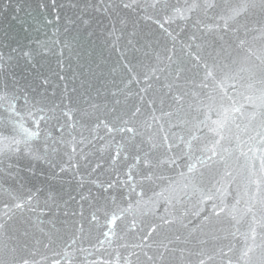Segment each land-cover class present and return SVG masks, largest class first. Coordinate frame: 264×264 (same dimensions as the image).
<instances>
[{
    "label": "snow or ice",
    "instance_id": "6c2138e0",
    "mask_svg": "<svg viewBox=\"0 0 264 264\" xmlns=\"http://www.w3.org/2000/svg\"><path fill=\"white\" fill-rule=\"evenodd\" d=\"M12 7V0H0V20L6 21L0 32V175L13 179L21 173L34 175L32 161H43L52 169L58 168L61 175L67 171L80 174L78 185L82 190L78 211L71 212V220L61 222L66 237L61 251H52L51 260L43 255L36 260L40 247L51 250L56 243L55 233L39 228L45 242L36 236L37 223L43 221H17L15 213L34 199L31 190L21 195L18 188L0 184V264H264V50L257 57L258 64L244 61L243 66L233 68L221 63L223 48L195 43L198 37L193 34L191 43L182 42L185 60L177 56L176 36L170 30L173 23H186L194 11L207 12L220 5L212 0L202 4L198 0H184L183 4H170L168 0H83L68 5L58 0H38L35 7L16 3L14 14L9 16ZM125 10L154 22L173 45L161 49L145 38L139 50L149 49L154 63L142 72L123 59L110 66L108 76L121 78L118 82L105 80L101 87L111 83V94L124 99L101 105L95 102L100 89L89 88L88 84L99 79L97 72L104 75L102 65L106 61L94 48L79 45L78 35L82 31L88 37L94 35L89 30L93 13L115 16L124 25L127 17L121 13ZM249 13L259 14L257 23L264 36V0L224 5L223 14L217 17L222 23L202 26L229 30V21ZM110 22L108 36L115 47L120 37L116 21ZM61 27L64 33L75 30L77 37L61 43L34 35L51 28L52 35L58 37ZM49 43L57 46L60 57L65 49L71 53L74 47H80L77 58L84 61L80 76L85 88L82 106L72 98L67 85L58 103L49 98L52 83L36 70L38 58L54 54ZM239 44L243 46L245 40L240 39ZM61 63L57 59V64ZM20 67L32 71L24 75L17 71ZM153 81L159 86L154 87ZM76 91L71 89L72 93ZM29 120L32 127L26 126ZM33 141L40 147H33ZM86 146L91 149L85 151ZM24 160L27 163L22 168ZM168 172L174 176L166 175ZM105 174L107 177L101 179ZM86 177L97 188L96 193L91 189L84 193ZM238 178L236 195L229 204L227 199ZM145 185H155L159 191L152 190V195L145 198ZM193 197L196 202L189 207L186 202ZM161 200L164 214L158 216L160 224L177 220L183 224L191 216L196 223L190 221L183 226L202 231L225 217L234 230L214 229L212 239L220 243L213 249L201 247L192 253L185 247H172L187 241L182 242L180 236L167 243L158 241L154 237L160 224L144 221L145 216L159 212ZM177 205L184 209L179 217L170 211ZM244 219L247 229L241 233L238 225ZM49 223L55 229V223ZM93 232L94 243L90 239ZM237 235L244 240L238 252L232 244ZM97 245L100 250L106 251L105 245L112 248L113 258L101 259ZM186 252L196 259H185ZM92 256L97 258L90 259Z\"/></svg>",
    "mask_w": 264,
    "mask_h": 264
},
{
    "label": "water",
    "instance_id": "95a60500",
    "mask_svg": "<svg viewBox=\"0 0 264 264\" xmlns=\"http://www.w3.org/2000/svg\"><path fill=\"white\" fill-rule=\"evenodd\" d=\"M18 2L24 5L30 4L35 7L38 0H12L13 7L9 9V16L14 14L13 8ZM58 2L68 5L83 2V0H58ZM90 2H98V0H90ZM115 2L118 3L119 0H115ZM168 2L170 4H183L184 0H168ZM198 2L202 4L204 0H198ZM212 2L220 5V7L208 10L207 12L203 10L194 11L186 23L177 22L171 25L170 30L173 31V34L176 36L175 49L177 56L187 60L182 52V42L184 44L191 43L190 37L195 34L198 37L195 43L211 45L216 49H224V59L221 61L222 64H228L233 68L243 66L244 61L258 64L259 61L257 60V57L261 54V50H264V36H262L260 32V24L257 23L260 19L259 14L249 13L247 16H241L235 21H229V30H208L203 28L202 25L222 23L217 20V17L223 14V6L238 3L239 0H212ZM69 14H71L70 10ZM92 15L94 16V21L91 29L89 30L92 31L94 35L88 37L82 31L78 35V43L84 47L94 48L98 55H102L104 57V60L106 61L102 65L104 75H100V73L97 72L99 79L90 80L88 87L100 89L101 94L99 98L96 99V103L101 105L107 103L111 105L114 100L120 99L123 101L124 98L123 96L114 97L111 94L113 90L111 83H107L105 87H101L105 80L111 81L112 79H116L118 82L121 78L120 76H116L114 78L108 76V68L123 59L135 66V71L142 72L146 70L147 66H151L154 63L149 49L144 48L143 50H139L142 49L145 38L152 39L154 41L153 47H159L161 49L165 47L171 48L173 41L169 37L165 36L154 22L142 19L138 12H131L127 10L122 12L121 15L127 17V22L124 25H121L118 18L115 16L109 18L103 13H93ZM110 19L116 21L115 26L117 29V35L120 37L119 44L115 47L112 45L113 38L108 36V32L112 30V23L110 22ZM197 20L201 21V24H197ZM5 23L6 21L0 20V32L3 31ZM16 28L19 30V25H16ZM232 28H236L238 31L233 32L231 31ZM34 35L40 40L48 41L59 39L61 43H63L66 38L77 37V32L73 30L70 33H64L63 27H61V32L58 37L52 35L51 28H49L46 33L42 30L39 33H34ZM240 39L245 40V44L243 46L239 44ZM130 40L133 41V44H129ZM155 41H158L159 44L157 45ZM48 47L52 49L54 54L46 55L45 58L42 59L38 58L39 64L37 65L36 70L48 77L52 83V87L48 89L49 98L58 103L60 96L64 91V87L67 85L72 98L77 100L82 106V93H84L85 88L82 87L83 77L80 76L81 65L84 64V61L83 59L77 58V54L80 52V47H74L71 53L65 49L62 57L58 55L57 46L55 44L49 43ZM249 49H251V52H249ZM193 50H195V48ZM120 52H125V56L121 57ZM145 53L149 54L145 55ZM57 59L62 61L60 65L57 64ZM233 61H237V63L233 64ZM17 71L21 74L27 75L32 70L20 67ZM121 75H126V72ZM60 77H66V79H60ZM161 81H163V76H161ZM153 84L154 87L159 86V83L156 81H153ZM73 88L77 90L75 93L71 92V89ZM229 91L231 92V90ZM53 92H55L54 96L52 95ZM92 95L95 96L94 91L92 92ZM65 103H67V98L65 99ZM73 106L75 107L76 105L74 104ZM167 110V105H165V111ZM157 115H159V112H157ZM78 118L79 117L77 116V119ZM213 119H215V116H213ZM26 126L32 127L30 120L26 121ZM84 135H88L87 131L84 132ZM32 144L35 148L40 147L39 143L36 141H33ZM95 147L98 148L99 144ZM90 149L91 146L85 147V151H89ZM96 155L99 156L100 153H97ZM12 162L15 163V159H13ZM25 163H27L26 160L21 161L22 168L25 166ZM32 164L35 168L34 175H25L24 173H21V177L23 178L17 177L16 179L8 177L7 175H0V184L5 187L12 185L13 187L18 188L21 195H26L28 191L31 190L34 199L30 206H27L15 213L16 220L19 221L23 218L28 220L43 221V224L37 223L36 236L44 239L45 242H47L46 237L39 232V228L42 227L46 232L52 231L55 233L54 238L56 239V243L52 245L51 250L40 247L39 254L34 257L36 260H40V256L43 255L51 260L53 258L51 252L61 251L62 241L66 238L64 236V226L61 222L71 220V212L78 211V202L80 199L79 193L82 190L81 186L78 185L80 174H74L72 171H67L61 175L59 174L58 168L52 169L43 161H32ZM83 172L84 169L82 168L81 174H83ZM165 174L168 176H174V173L171 172ZM106 177L107 174L102 176L101 179H105ZM91 179H96V177L92 176ZM238 183H240L239 178L237 183L232 185V195H230L227 199L229 204L233 203V196L236 195ZM21 184L23 185L22 188L19 187ZM89 189H91L93 193L97 192V188L89 184L88 178L86 177L83 184L84 193L86 194ZM152 190L159 191V188L155 187V185H145V198L152 195ZM70 197H75V199H70ZM0 199L3 198L0 197ZM66 202L67 207H65ZM195 202V197H193L191 201H187L186 203L190 207L192 204H195ZM56 205H59L58 210ZM242 207L243 204H241V208ZM183 210V207L180 205H177L174 209L170 208L173 215L177 217L181 215ZM65 212L68 213L67 216H65ZM163 214L164 202L161 200L159 212L155 216H145L144 221L146 224L151 221H155L157 224H160L158 216ZM49 221H53L55 223V229H59L60 231L55 232L53 224L49 223ZM190 221L193 224L196 223L195 218L189 216L187 219L183 220V224H181L179 220L169 225L160 224L158 232L154 238L158 241L167 243L168 240H174L176 236H180L181 241H187V243H180L178 245L173 244L172 247H185L189 252L195 253L199 251L201 247L205 249H213L219 245L220 242L212 239L214 229L224 227L229 230H234L231 228L232 222L225 217H221L219 222L214 221L212 226L205 227L202 231H193L191 226L187 228L183 226L189 225ZM238 227L240 232L243 233L247 229V219L242 220ZM100 238L103 239V237ZM90 239L93 243L95 242V232H93ZM200 241H206V243L201 245L199 243ZM232 244L238 252L244 244L243 237L240 235L235 236V238L232 239ZM83 246L87 248L88 243L85 242ZM105 249L106 251L100 250L97 245V250L100 251V258L104 260L112 259L114 256L113 249L108 248L107 245H105ZM110 253L112 255H110ZM55 258L60 259V257ZM80 258V254H77V259L79 260ZM89 258L96 259L97 257L92 256ZM185 259L194 261L196 257L194 255L189 256L188 252H186Z\"/></svg>",
    "mask_w": 264,
    "mask_h": 264
}]
</instances>
